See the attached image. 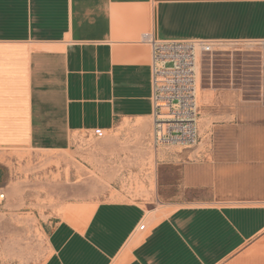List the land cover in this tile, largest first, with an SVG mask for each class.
<instances>
[{
	"label": "crops",
	"instance_id": "0c3cea01",
	"mask_svg": "<svg viewBox=\"0 0 264 264\" xmlns=\"http://www.w3.org/2000/svg\"><path fill=\"white\" fill-rule=\"evenodd\" d=\"M144 33L239 43L224 50L264 65V0H0V185L8 162L78 133L150 128ZM224 72L201 86L197 144L166 152L169 203L74 204L42 264H264V84Z\"/></svg>",
	"mask_w": 264,
	"mask_h": 264
},
{
	"label": "rangeland",
	"instance_id": "374dc122",
	"mask_svg": "<svg viewBox=\"0 0 264 264\" xmlns=\"http://www.w3.org/2000/svg\"><path fill=\"white\" fill-rule=\"evenodd\" d=\"M245 52L221 48L203 55L197 95L212 74L227 70L236 83L264 84L259 50ZM183 147L155 145L152 123L150 128L126 123L106 133H78L63 151L33 152L7 161L12 173L0 185V264H42L49 255L50 231L79 202L138 200L149 210L168 204L172 188L167 191L166 180L176 182L179 173L168 171L166 152ZM186 198L193 200L191 195Z\"/></svg>",
	"mask_w": 264,
	"mask_h": 264
},
{
	"label": "built area",
	"instance_id": "2783aa9c",
	"mask_svg": "<svg viewBox=\"0 0 264 264\" xmlns=\"http://www.w3.org/2000/svg\"><path fill=\"white\" fill-rule=\"evenodd\" d=\"M141 41L151 49L154 144L195 146L199 139L197 68L203 55L239 43L216 39L165 40L151 33H144ZM3 198L0 193V200Z\"/></svg>",
	"mask_w": 264,
	"mask_h": 264
},
{
	"label": "bare ground",
	"instance_id": "6f19581e",
	"mask_svg": "<svg viewBox=\"0 0 264 264\" xmlns=\"http://www.w3.org/2000/svg\"><path fill=\"white\" fill-rule=\"evenodd\" d=\"M201 63L199 64L198 68H197V91H198V87L201 85L202 82V67H201ZM197 97L200 99V93L197 95ZM198 103V101H197Z\"/></svg>",
	"mask_w": 264,
	"mask_h": 264
}]
</instances>
